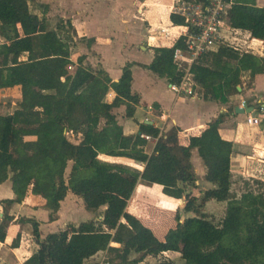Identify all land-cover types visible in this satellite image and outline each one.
Returning a JSON list of instances; mask_svg holds the SVG:
<instances>
[{"label":"trees","instance_id":"16d2710c","mask_svg":"<svg viewBox=\"0 0 264 264\" xmlns=\"http://www.w3.org/2000/svg\"><path fill=\"white\" fill-rule=\"evenodd\" d=\"M225 2L231 4L222 17L227 26L264 41V7L258 6V0ZM170 20L175 26H188L189 34L196 33L180 14L172 13ZM0 39L4 42L0 46V92L21 91L15 111L0 114V185L10 181L14 193L13 199L0 202V242H5L15 220L10 210L28 196L29 206L47 210L51 223L57 221L69 192L93 214L101 216L105 209L103 221L82 222L44 239L41 223L28 219L40 250L24 264H87L102 252L108 253L109 264H141L150 256L166 254L180 255L184 264H264V188L240 197L234 194L230 152H221L219 129L234 108L190 135L187 145L181 144L178 128L161 134L142 124L139 133L125 135L113 110L125 105L126 116L133 118L140 106V96L132 91L133 64H127L115 82L104 70L84 65L82 56L74 74L68 75L67 68L73 63L70 44L59 28L51 29L45 17L31 11L30 0H0ZM187 41V36H181L172 47L153 48L154 59L145 68L171 84L179 83L182 73L174 64V54L186 50ZM24 56L25 61L21 60ZM192 72L195 90L205 101L228 105L243 93L244 73L249 74L248 87L257 75L264 74V57L221 46L201 57ZM112 90L116 96L108 103ZM143 134L157 140L151 155L145 150ZM25 142L28 150L18 151L17 146ZM193 150L205 166V180L214 186L201 198L188 191L198 181ZM101 157L145 166L142 172L133 171L102 162ZM141 180L162 186L163 194L176 200H164L171 203L166 207L184 200V211L194 216L182 220L176 213L169 221L164 217L162 221L171 227L160 239L150 225L128 211ZM211 201L227 203L220 226L203 212ZM20 242L18 235L12 246L19 248ZM156 264L175 263L163 260Z\"/></svg>","mask_w":264,"mask_h":264},{"label":"crops","instance_id":"0c3cea01","mask_svg":"<svg viewBox=\"0 0 264 264\" xmlns=\"http://www.w3.org/2000/svg\"><path fill=\"white\" fill-rule=\"evenodd\" d=\"M76 1L77 0H74L73 3ZM176 3H178V0H146L144 4L142 2L141 5L152 6L151 12H148L149 14L145 15V20L149 22L150 27L149 36L146 37V39L148 38L147 41H149L150 38L155 37L153 35L155 34L154 30L156 27H161L166 33L162 32L159 36H156L158 42L161 43L160 45H152V47H149L148 49L142 47L141 55H139L137 50L134 49H132V51L120 50L119 47L122 46V44H120L121 42H118V45H115L116 43L112 45L113 43H111V46H102L103 41L101 40L100 35L107 32V35H110L107 37H111V35H113L111 31L115 32L114 28L116 25L113 23L112 18H110V22H108V24L104 23L103 26H101L102 31L100 35L90 32L86 24L85 29L80 26L78 28L79 31L81 30L80 33L82 32V34L85 33L88 35L93 33L92 36L94 38L95 45L93 49L89 50L90 52H82L80 55H78L75 62L71 53V59L73 63L67 68V74H74L70 72V67L73 68V65L75 64L77 69L78 58L82 56L86 58L84 65H92L96 70H104L115 82L120 80L123 75V69L127 64H133L134 66L132 69H138L140 75L142 76V82L140 86H138V79L136 80V75L134 77V72L132 70V91L134 94L139 95L141 100L140 106L136 107L135 116L133 118L126 116L127 107L125 105L113 110V114L116 117L117 110L120 112V114L124 113L121 118L117 117V120L118 123L123 127L125 135H135L139 133L142 124L153 126L154 128L159 129L161 134L168 132L172 128H178L181 144L187 145L190 135L205 129L210 122L216 120L220 114L227 112L230 107L234 108V112L226 116L224 123L221 124L219 129V133L223 141V148L221 152H230L233 186H235L234 183H241L243 180H247L248 177H254L257 180L264 182V74L257 75L252 86L245 88L242 94L234 96L228 105H222L218 102L205 101L195 89V94L193 96L177 95L171 91V83H169L164 78L158 77L156 74L145 68V66L150 65L154 59V55L150 54V51L153 50V48L172 47L177 39L183 35L185 36L188 33V29L185 26H175L170 20L171 13L175 8ZM257 3L259 7H264V0H258ZM120 5V2L115 3L114 5V9L118 12L117 15L119 17V14L121 13H123L122 15L125 14L123 10L121 11L122 8ZM75 6L79 5L75 4ZM161 20L163 21V24H155L157 21ZM92 22L93 25L100 23V21L96 20ZM176 32H178V34ZM221 37L223 40H225V42H222V44L220 43L219 47L212 52L219 51L221 46L230 47L233 49L234 47H238L235 50L240 52H250L254 55L264 57V41L252 38L251 35L246 31L232 29L224 22V25L221 29ZM139 38L142 37L138 36L137 38H134V41L133 38H131L126 42L123 41V44L126 45V43H131L132 41L136 42ZM251 45L255 47V50L249 48ZM94 53L98 54V56L94 57ZM118 54L120 56H118ZM21 60L25 61L27 60V57L24 56L21 58ZM150 74L155 76L157 79L152 78ZM248 78L249 74L244 73L243 82ZM62 80L64 81L65 77H63ZM109 94L112 95L111 99L109 100L106 98V100L108 103H112L116 94L113 90L110 91ZM245 103L248 105V107L255 109L256 118L261 121L259 125H250L247 123L248 118L252 117L251 115L236 113V108L243 107ZM139 111L142 112L141 115L138 113ZM156 141L157 140L147 141L145 150L148 154H152ZM198 158H200L198 151L193 150L192 162L198 176V181L196 183V187L190 188L188 191L197 198L202 194L201 192L203 190L207 191L214 188L212 184L205 180L206 169L201 158ZM144 166L145 165H143L141 172L143 171ZM232 191L234 192V190ZM0 195H6L7 197L3 198L0 196V202L14 198L12 183L10 181L0 185ZM148 196L157 198V202L160 204V207H156V210L148 207V210L145 211V204H142V207H144L143 209L141 207V201L145 200ZM164 200L174 199H171L163 194L162 186L149 185L141 180L139 181L134 195L129 202L128 211L142 219L145 224L153 226L156 223V229H165L167 232V230L171 227V224H166L162 220L165 217L167 218L166 220L169 221L176 213H179L181 216L178 207L182 201H179L180 204L174 205L175 207H166L164 204L171 203H168L169 201L166 202ZM65 201L68 202L67 200ZM65 201L62 203V207L65 205ZM174 201L176 202V200ZM29 202L30 197L28 196L25 202H23L21 205H15L14 209L15 207H24L30 213L31 217L29 219H36L41 223L40 233L42 239L51 233H56L55 231L57 230V232H60L61 230H59V227L63 224L68 228L72 227L68 225L69 222H63L62 224L59 221H55L53 223L49 222V215L48 218L40 220L37 216L46 214L44 213L45 209H32L29 206ZM132 208L133 210H131ZM143 210L146 213H144ZM2 211L3 207L0 205V212ZM144 216L147 218L155 216L152 219L155 222L150 223L147 220L145 221ZM18 220L19 219L17 218L14 220L8 233H11L13 228H15V230H17L16 234H22L21 230H19L21 229L22 225L19 224ZM79 225L80 224H78V226ZM45 227L47 228V233L45 232ZM43 231L46 233V235H44ZM30 234L33 235V229H31ZM32 237V245H35L38 248L34 236ZM25 243L26 239L21 236L20 247L14 248L12 246V238L8 234L5 242H0V256L3 254L4 256L8 255L6 259L2 258L4 264H24L27 259L37 252L38 249L35 251V249H31V247H28L26 250H24ZM113 246L117 248L120 247L118 244H113ZM25 255L26 258H23ZM105 256H108V253H99L90 259L87 264H91L96 259L100 260L101 257L104 258Z\"/></svg>","mask_w":264,"mask_h":264},{"label":"rangeland","instance_id":"374dc122","mask_svg":"<svg viewBox=\"0 0 264 264\" xmlns=\"http://www.w3.org/2000/svg\"><path fill=\"white\" fill-rule=\"evenodd\" d=\"M73 1L74 0H30V9L34 14H37L40 18L45 17L51 29L59 28L61 37L70 44L71 53L73 55L72 58L74 59V62L76 61L78 55H80L82 52H90L89 50L93 49L95 45L94 38L92 36L93 33L100 35L102 31L101 26H103L104 23L108 24V22H110V18L113 19L112 21L116 25L114 28L115 32L111 31V33L113 34L111 35V37H107L110 36L107 35V32L105 34L100 35V38L103 41L102 42L103 47H106L108 45L111 46L110 45L111 43H113L112 45H114L115 43H116L115 45H118V42H121L120 44H122V46L119 47L120 50L132 51V49H134L137 50V53H139V55H141L142 47L148 49L149 47H152V45L161 44L158 42V39L156 38V36H159L163 32L161 27H156V29L154 30L155 34L153 36L155 37L150 38L149 41H147L148 38L146 39V37L149 36L150 27H149V22L145 20L146 19L145 15H148L149 14L148 12H151L152 10L151 5H141L142 2L144 4L146 0H86V1L77 0L74 3ZM118 2L121 3L120 5V7L122 8L121 11L123 10L125 12L124 15H122L123 13L119 14L120 17L117 15L118 12L114 9L115 3ZM75 4L79 6H75ZM95 20L100 21V23H98L97 25H93L92 21ZM157 23L163 24V21L162 20L157 21L155 24ZM85 24L86 26H88L90 32L93 33H90L89 35L85 33L82 34V32L80 33L81 30L79 31L78 28L81 26L83 27V29H85L86 28ZM138 36L142 38H139L138 40L136 39L137 41L133 42L134 38H137ZM131 38H133V41L131 43H126V45L123 44L124 42H126ZM222 42H225V40H220L221 44ZM3 43L4 42L0 39V46H2ZM150 54L154 55V50H151ZM97 56L98 54L94 53V57ZM118 56L120 55L118 54ZM90 66L93 67L92 65ZM70 69H71L70 72L74 73L76 69V65L74 64L73 68L70 67ZM132 70L134 72V77L136 75V80L138 79L137 81L138 86H140L142 82L141 81L142 76L140 75L138 69L133 68ZM150 76L154 79L156 78L152 74H150ZM244 83L246 84V85L244 84L245 85L244 88H248V79L245 80ZM108 99L110 100L111 97H108ZM20 101H21V91L19 90V88L0 92V114L2 115L12 114L17 108ZM116 113H117V117L120 118L121 116L124 115V113L120 114L118 110L116 111ZM138 113L140 115L142 114L141 111H139ZM71 141L74 143L78 142L73 137H71ZM17 150L18 151L28 150V144H26L25 142L24 144L17 146ZM100 160L102 162L125 166L133 171H138V172L141 171L143 168L142 164L131 162L127 159H112L107 157H101ZM71 168H72V163L69 164V167L66 171V177H69ZM145 183L149 185H153L147 182ZM234 184L235 186H232V190H234L233 193L239 197L246 192L257 193L258 191L264 188V182L257 180L254 177H248L247 180H243V182L241 183L236 182ZM190 188L191 187H189L188 189L190 190ZM204 192L205 190L201 192L202 194L198 196V198H201ZM0 196L3 198H7L6 195H0ZM65 200H67L68 202L65 201V205L61 207V210L57 218V221H59L61 224L63 222H69L68 225L72 227H77L78 224H81L82 222H87L95 219L97 221L102 220L105 209H102L100 211L101 216L97 214H93L85 209V204L83 200H81L79 197L75 196L71 192L68 193V196ZM143 203L145 204L146 207L145 211L148 210V207H151L153 210L154 209L156 210V207H160L159 206L160 204L157 202V198H154L153 196L151 197L148 196L146 197L145 200L141 201V207ZM184 207H185V201L182 200L181 204L178 207V210L181 213L182 220H185L188 217H193L194 216L193 214L191 213L187 214L184 211ZM142 208L144 209V207ZM131 210H133V208ZM145 211L143 210L144 213H146ZM226 211H227V203H219L217 201H211L209 204L206 205L205 208H203V212L206 218L212 220L218 226H220L223 220L225 219ZM44 213L46 214H41L38 215L37 217L40 220L48 218L49 212L47 210H44ZM10 215L14 216L15 219L16 218L20 219L18 221H21L19 222V224L22 225L21 229H19L21 230L22 234L21 233L16 234L17 230H15V228H13L11 233H8L12 238V242H14L17 235L19 234L26 239L24 250H26L28 247L29 248L31 247V249H35L36 251V249L38 248L35 245H32L33 235L30 234V231L31 229H33V227L31 224L29 223L27 224L26 222L31 217L29 211L26 210L24 207H15V209L13 207V209L10 210ZM145 216H144L145 221L147 220L150 223L155 222L154 220H152L155 216H151L150 218H147ZM2 218H3V211L0 212V221L2 220ZM22 220H24L26 223L23 222ZM154 225L153 226L151 225L150 227L154 230L155 234L160 239H164L166 230L165 229L158 230L156 229L157 228L156 223ZM62 226L59 227V230L61 231L68 228L64 224ZM46 227L44 228L45 232L47 231ZM45 232L44 235H46L47 233ZM7 256H4V254L0 256V264H4L2 258L6 259ZM108 257L109 256H105L104 258L101 257L100 260L96 259L91 264H102L103 261L109 264ZM133 257H135V255H133ZM23 258H26V255L25 257L23 256ZM163 260H172L174 261L175 264H184V261L181 259V256L178 254H166L160 257L150 256L141 264H156L157 262Z\"/></svg>","mask_w":264,"mask_h":264},{"label":"built area","instance_id":"2783aa9c","mask_svg":"<svg viewBox=\"0 0 264 264\" xmlns=\"http://www.w3.org/2000/svg\"><path fill=\"white\" fill-rule=\"evenodd\" d=\"M230 6L231 4L226 3L225 0H208V2L178 0L177 6H175L172 13L185 17L186 23L193 27L196 33L189 34V27L185 26L188 29V33L185 35L188 37L187 49H178L174 54V64L178 71L182 73V79L179 83L170 85L172 92L185 96H193L195 94L192 68L201 57L219 47L220 40H223L221 37V29L224 25L222 17L227 15ZM163 32L166 33L165 30ZM237 48L234 47V49ZM249 48L255 50L252 45ZM111 96L109 94L107 98ZM247 123L259 125L261 121L256 117H249ZM141 137L147 141L156 140L145 134ZM102 264L108 263L103 261Z\"/></svg>","mask_w":264,"mask_h":264},{"label":"water","instance_id":"95a60500","mask_svg":"<svg viewBox=\"0 0 264 264\" xmlns=\"http://www.w3.org/2000/svg\"><path fill=\"white\" fill-rule=\"evenodd\" d=\"M241 90H242V88L239 86L238 87V91H241ZM236 113L237 114L251 115L252 117H256V111H255V109L254 108H251V107H248V105L246 103L243 105V107L236 108ZM39 250H40V247L38 246L37 252Z\"/></svg>","mask_w":264,"mask_h":264}]
</instances>
